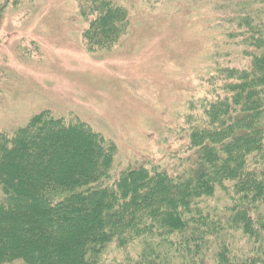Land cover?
Segmentation results:
<instances>
[{
	"label": "trees",
	"instance_id": "trees-1",
	"mask_svg": "<svg viewBox=\"0 0 264 264\" xmlns=\"http://www.w3.org/2000/svg\"><path fill=\"white\" fill-rule=\"evenodd\" d=\"M254 3L236 17L247 67L225 70L227 96L191 132L188 170L112 174L111 142L48 111L0 131V264H264V0ZM94 7L83 37L109 46L125 13Z\"/></svg>",
	"mask_w": 264,
	"mask_h": 264
},
{
	"label": "rangeland",
	"instance_id": "rangeland-1",
	"mask_svg": "<svg viewBox=\"0 0 264 264\" xmlns=\"http://www.w3.org/2000/svg\"><path fill=\"white\" fill-rule=\"evenodd\" d=\"M107 1L123 27L92 48L83 32L101 0H0V131L48 111L111 142L112 174L188 170L191 132L227 96L225 70L247 67L236 17L255 0Z\"/></svg>",
	"mask_w": 264,
	"mask_h": 264
}]
</instances>
